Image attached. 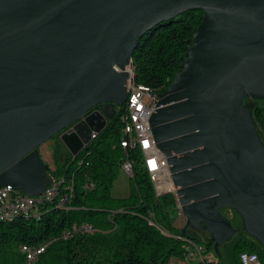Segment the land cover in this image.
I'll return each instance as SVG.
<instances>
[{"label":"water","instance_id":"obj_1","mask_svg":"<svg viewBox=\"0 0 264 264\" xmlns=\"http://www.w3.org/2000/svg\"><path fill=\"white\" fill-rule=\"evenodd\" d=\"M189 10L202 20L149 118L182 233L209 235L218 254L240 231L264 248V141L253 118L264 100V0H0V188L42 194L51 179L39 146L59 134L73 156L87 149L127 99L139 39ZM99 104L112 109L86 115Z\"/></svg>","mask_w":264,"mask_h":264},{"label":"trees","instance_id":"obj_2","mask_svg":"<svg viewBox=\"0 0 264 264\" xmlns=\"http://www.w3.org/2000/svg\"><path fill=\"white\" fill-rule=\"evenodd\" d=\"M203 14L189 10L145 33L131 57L135 82L163 92L180 70ZM254 104V122L264 141V100ZM121 128L117 111L77 156L58 134L51 138L54 169L45 164L48 177L60 182L62 196L0 220V264H24L22 247L41 244L46 247L34 264H169L172 258L189 264H241L240 254L248 252L264 264V248L247 234L234 240L223 259L213 257L208 241L197 244L194 231L182 233L174 225L179 212L174 195H156L140 155L135 150L125 154ZM127 157L133 166L130 190L125 197H115L113 184ZM63 195L66 201L61 204Z\"/></svg>","mask_w":264,"mask_h":264},{"label":"built area","instance_id":"obj_3","mask_svg":"<svg viewBox=\"0 0 264 264\" xmlns=\"http://www.w3.org/2000/svg\"><path fill=\"white\" fill-rule=\"evenodd\" d=\"M125 70L129 74L126 81L127 99L123 105L116 107L122 125L121 146L126 155L129 150H135L140 155L156 195L172 193L179 213H182L166 156L156 147L149 125V118L157 104L159 93L146 85L135 82L132 63ZM70 129L71 126L61 133L68 132ZM96 134V132H92L91 138ZM120 168L129 176L133 174L132 161L128 157L122 161ZM59 185L60 182L56 178H52L43 193L34 197L15 191L11 185L0 188V220H7L19 213H26L43 200L62 196ZM65 201L66 196L63 195L60 198V203L63 204ZM89 228L87 225L84 227L85 230H89ZM45 247V244L23 246L22 249L26 253L24 264H34L36 257L44 251ZM239 258L241 264H262L256 253H242Z\"/></svg>","mask_w":264,"mask_h":264},{"label":"rangeland","instance_id":"obj_4","mask_svg":"<svg viewBox=\"0 0 264 264\" xmlns=\"http://www.w3.org/2000/svg\"><path fill=\"white\" fill-rule=\"evenodd\" d=\"M260 131V129H259ZM263 136V133H262ZM54 143L55 140L54 139H49L48 141H46L44 144H42L41 146H39V152L44 160V162L48 165V167L52 170L54 169V165H53V160H52V150L54 148ZM77 164H75L74 166H76ZM130 190V176L128 174H126L121 168L119 169L116 179L114 181L113 184V188H112V194L115 197H125L128 195ZM237 215V214H236ZM231 219V215H228ZM235 224L236 222L238 224H240L241 220L239 218V215H237L235 218ZM237 224V225H238ZM174 225L178 228H183L185 225V217L183 215V213H179L177 212L175 215V219H174ZM194 240L197 244H202L204 241H208V237H204L202 235V233H194ZM243 236L245 235L244 232L240 231L239 233H237L230 241L222 244L219 247V254L216 252V250H212L213 251V257L214 258H223L225 259L226 257V253L229 250L231 244L234 242V240L238 237V236ZM194 248V247H193ZM196 250V248H194ZM169 264H189L186 263L185 261L182 260H178L175 258H172L171 261L169 262ZM190 264H197V263H190ZM202 264V263H200Z\"/></svg>","mask_w":264,"mask_h":264},{"label":"flooded vegetation","instance_id":"obj_5","mask_svg":"<svg viewBox=\"0 0 264 264\" xmlns=\"http://www.w3.org/2000/svg\"><path fill=\"white\" fill-rule=\"evenodd\" d=\"M107 109H112V107L111 106H106L105 104H99V105H96L95 107H93L92 109H90L88 112H87V114L86 115H89V114H91V113H93V112H95V111H106ZM108 122H109V120H108ZM108 122H107V124H108ZM106 124V125H107ZM71 125H73V124H71ZM222 214L224 215V216H226V217H228V215H231V221H232V223L234 224V225H236L235 224V219H233V218H235L237 215H236V212L235 211H233V210H231V209H223L222 210ZM230 218V217H229ZM191 231H193V230H191ZM195 232V231H194ZM195 233H197V232H195ZM202 235L204 236V237H209V235H207V234H205V233H202Z\"/></svg>","mask_w":264,"mask_h":264},{"label":"bare ground","instance_id":"obj_6","mask_svg":"<svg viewBox=\"0 0 264 264\" xmlns=\"http://www.w3.org/2000/svg\"><path fill=\"white\" fill-rule=\"evenodd\" d=\"M157 93H158V92H157ZM109 110H110V109H109ZM121 126H122V125H121ZM121 129H122V128H121ZM121 140H122V139H121ZM163 195H164V194H163ZM228 218H229V216H228ZM182 238H183V237H182ZM182 238H181V239H182ZM185 238H186V237H185ZM186 239H187V238H186ZM187 242H188V241H187ZM188 244H190V243H188ZM191 244H192V243H191ZM189 246H190V245H189ZM194 247H195V246H194ZM200 249H201V248H200ZM188 250H189V249H188ZM203 251H204V250L201 251V254H203V253H202ZM218 251H219V250H218ZM187 253H188V252H187ZM195 253H196V252H195ZM248 253H250V252H248ZM251 253H252V252H251ZM197 255H198V254H197ZM204 256H205V255H204ZM204 256L202 255L203 258H204ZM203 258H202V259H203ZM208 258H209V257H208ZM205 260H206V259H205ZM209 260H210V259H209ZM259 260H260V259H259Z\"/></svg>","mask_w":264,"mask_h":264},{"label":"crops","instance_id":"obj_7","mask_svg":"<svg viewBox=\"0 0 264 264\" xmlns=\"http://www.w3.org/2000/svg\"><path fill=\"white\" fill-rule=\"evenodd\" d=\"M41 155V154H40ZM42 157V156H41ZM43 159V158H42Z\"/></svg>","mask_w":264,"mask_h":264}]
</instances>
